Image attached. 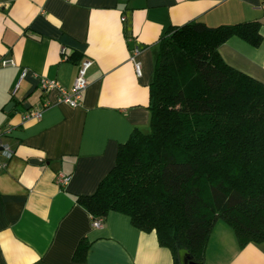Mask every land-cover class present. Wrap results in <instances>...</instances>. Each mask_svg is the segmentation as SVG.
I'll return each mask as SVG.
<instances>
[{
  "label": "crops",
  "instance_id": "0c3cea01",
  "mask_svg": "<svg viewBox=\"0 0 264 264\" xmlns=\"http://www.w3.org/2000/svg\"><path fill=\"white\" fill-rule=\"evenodd\" d=\"M0 1V264H174L155 231L118 210L95 227L76 196L94 191L134 128L149 129L148 86L168 25L259 20V44L231 35L218 52L264 82V0ZM136 46L140 74L131 59ZM3 58L15 64L2 65ZM84 58L91 64L78 105L40 90V76L70 87ZM28 109L41 116L24 118ZM57 171L70 174L66 184L56 183ZM81 238L90 242L85 260L73 256ZM204 264H264V241L239 246L233 228L217 219Z\"/></svg>",
  "mask_w": 264,
  "mask_h": 264
},
{
  "label": "trees",
  "instance_id": "16d2710c",
  "mask_svg": "<svg viewBox=\"0 0 264 264\" xmlns=\"http://www.w3.org/2000/svg\"><path fill=\"white\" fill-rule=\"evenodd\" d=\"M262 40L260 21L168 25L149 82V129L134 128L91 193L76 200L92 217L118 210L155 231L174 264L188 250L204 264L217 219L239 246L264 241V82L228 64L218 45ZM81 238L73 256L85 260Z\"/></svg>",
  "mask_w": 264,
  "mask_h": 264
},
{
  "label": "built area",
  "instance_id": "2783aa9c",
  "mask_svg": "<svg viewBox=\"0 0 264 264\" xmlns=\"http://www.w3.org/2000/svg\"><path fill=\"white\" fill-rule=\"evenodd\" d=\"M2 2L0 1V7ZM121 19L124 20L125 16L122 15ZM139 48L136 46L132 50L131 59L134 60V67L137 74H140V62L135 60V55L137 54ZM2 65H14L15 61L12 58H3L1 59ZM91 64V59L84 58L79 61L77 66V73L72 81L70 87H64L56 79L49 78L45 76L39 77V87L43 93H47L50 90L54 89L57 91L56 100L58 102H65L71 106H76L80 103L82 98V93L84 88L87 86L88 80L86 78V71ZM26 68H22L20 77H23L26 74ZM49 102L46 101L44 105H47ZM41 109H28L24 112V118H39L41 116ZM1 152L4 156L9 157L12 154V150L8 145H2ZM70 179V174L64 173L62 171H57L55 175L56 183L60 186L66 184ZM102 217H92V225L95 227H100L102 225Z\"/></svg>",
  "mask_w": 264,
  "mask_h": 264
},
{
  "label": "water",
  "instance_id": "95a60500",
  "mask_svg": "<svg viewBox=\"0 0 264 264\" xmlns=\"http://www.w3.org/2000/svg\"><path fill=\"white\" fill-rule=\"evenodd\" d=\"M180 264H203L201 260L196 259L188 250L181 249L179 251Z\"/></svg>",
  "mask_w": 264,
  "mask_h": 264
}]
</instances>
